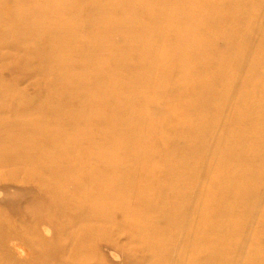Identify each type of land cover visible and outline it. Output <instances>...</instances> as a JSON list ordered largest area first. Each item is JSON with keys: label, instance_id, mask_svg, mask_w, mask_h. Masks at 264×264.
Returning <instances> with one entry per match:
<instances>
[{"label": "bare ground", "instance_id": "6f19581e", "mask_svg": "<svg viewBox=\"0 0 264 264\" xmlns=\"http://www.w3.org/2000/svg\"><path fill=\"white\" fill-rule=\"evenodd\" d=\"M0 64L39 78L0 83V167L40 187L18 212L78 242L19 227L35 262L264 264V0H0Z\"/></svg>", "mask_w": 264, "mask_h": 264}, {"label": "rangeland", "instance_id": "374dc122", "mask_svg": "<svg viewBox=\"0 0 264 264\" xmlns=\"http://www.w3.org/2000/svg\"><path fill=\"white\" fill-rule=\"evenodd\" d=\"M79 7L83 8L84 10L86 9V4L82 3L79 5ZM156 40H158V42H161L162 38H156ZM1 66L2 64H0V83H8L11 85L15 84L18 90L20 89L19 91L22 92L25 98H32L34 96V86L39 81V78L37 76H34L27 80H20L17 72L11 71L9 67ZM246 66L247 63H242L240 70L244 72ZM114 76L115 75H113L112 77ZM121 79L122 78L119 76L113 78L114 81H119ZM20 174H13L10 168L6 166L0 167V216L4 219L7 225L3 230H0V256L3 260L1 262L2 264H43L41 260L39 262H35L33 251L26 245H24L23 242H21L20 237L17 235L20 233L19 227H23L26 229L25 231L27 233L24 236V239L25 237L28 240L39 239L49 246L52 241L55 240V229L48 222H37L33 217L29 218L19 214V209L22 208V206L25 204V196L36 197L40 193V187L36 186V183H24L19 181L18 178L23 177L25 173L22 172ZM29 176L33 175L29 174ZM13 195H20L21 197L17 200L16 198H13ZM45 211L50 212L53 219L58 222L65 219L68 221L74 219L72 218L71 213L61 212L57 208H45ZM263 221L264 220L262 219H258L257 222L255 221L254 224L256 223L258 225H253L255 227L254 230H260V227L264 225ZM96 233L98 232H95V234ZM121 240L122 238H119L118 241ZM59 241V246H54L55 244L53 241L54 245L51 244L52 247L48 249V252H51L58 247V251L61 252L65 248L68 249L65 253L66 258L71 261H73L74 258V260L78 261L75 256H73V252L78 247V242L75 241V243L72 244L70 242H67L66 239H61ZM71 245H73L74 247H72ZM70 247L73 248V251ZM85 252L86 257L88 256L90 257V259L91 257L94 258L96 262H98V264H124V257L120 253H118L117 250H113V248L108 245L107 241L105 242L97 239V241H94L91 247L87 248ZM90 262L91 261H87V263L85 262L84 264H90Z\"/></svg>", "mask_w": 264, "mask_h": 264}]
</instances>
